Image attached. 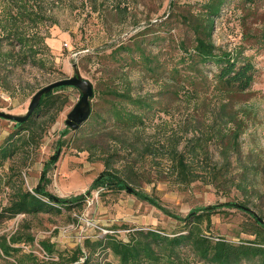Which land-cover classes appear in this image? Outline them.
I'll return each mask as SVG.
<instances>
[{
  "label": "rangeland",
  "instance_id": "374dc122",
  "mask_svg": "<svg viewBox=\"0 0 264 264\" xmlns=\"http://www.w3.org/2000/svg\"><path fill=\"white\" fill-rule=\"evenodd\" d=\"M207 1L67 0L65 8L56 12L59 24L44 26L48 34L45 67L19 68L11 89H0V110L25 114L40 89L74 76L76 65L94 85L92 112L77 130L66 125L81 98L80 90L69 86L58 92L59 102L50 114L32 117L30 130L21 133L35 130L36 143L27 148L19 142L16 154L0 166V212L12 194L4 180H24L25 187L33 189L67 128L70 132L63 137L59 159L47 175L48 190L61 197L90 193L82 207L69 211L47 209L1 220L0 238L19 232L24 238L34 236L35 241L17 244L21 251L0 256V264H17V260L44 264L43 240L55 245L57 261L68 259L81 246L90 254L91 264H121L105 245L94 244L89 251L86 240L110 234L127 241L136 229L169 234L184 229L179 221L126 190L90 189L107 168L182 215L237 200L264 219V0H226L215 20L214 43L235 52L240 62L255 66L251 88L226 95L218 89L215 64L192 70L183 62L196 38L189 19L204 14ZM112 90L129 91L153 102L146 126L123 130L115 122L112 107L127 102L114 97ZM15 124L0 117V146L17 132ZM235 130L241 132L240 138L225 151ZM177 141L186 156L199 145L188 177L179 173L166 153ZM145 143L153 145L152 155L145 152ZM255 229L249 211L225 207L205 232L240 243L254 239L249 232Z\"/></svg>",
  "mask_w": 264,
  "mask_h": 264
},
{
  "label": "trees",
  "instance_id": "16d2710c",
  "mask_svg": "<svg viewBox=\"0 0 264 264\" xmlns=\"http://www.w3.org/2000/svg\"><path fill=\"white\" fill-rule=\"evenodd\" d=\"M66 1L0 0V89L7 91L11 89L19 68L28 64L45 67L44 53L48 48L46 43L48 34L43 29L44 26L59 24L56 12L65 8ZM225 2L226 0H208L204 14L196 19H189V24L196 34L195 45L193 49L186 50L183 57L185 67L192 70L199 69L200 65L215 64L218 68L216 75L219 83L218 89L222 95L247 92L254 82L255 72L252 62H240L235 52L220 49L212 39L215 20L220 16ZM170 7H173L172 2ZM147 65L150 66L151 62H147ZM67 87L69 86L56 87L44 94L34 114L23 123L16 122L17 132L0 146V166L16 154L19 142L27 148H31L36 143L35 130L24 135L21 130H30V126L34 123L32 120L34 115L50 114L59 102L58 92ZM111 94L127 102V104H115L112 107V117L123 130L146 126L148 112L154 109L151 100L134 96L129 91L112 90ZM129 105L132 107L130 108ZM54 120L55 117L52 118V122ZM69 132L68 128L61 132L57 150L45 164L40 182L33 189L26 188L24 180H18L15 183H12V180H4V184L11 186L12 194L9 205L0 212V221L14 218L21 213H38L47 209L62 213L63 210L69 211L74 207L83 206L87 193L90 191L61 197L48 190L50 179L47 175L58 161L59 150L64 145L63 137ZM240 134L239 130L233 132L232 141L229 145H225V151L237 143ZM198 147L199 145L193 146L189 150V156L179 149V141L172 143L167 150L168 158L173 161L181 175L188 177L190 173H193L191 160L197 156ZM144 150L150 155L155 152L150 143L144 144ZM106 159V163H109V159ZM101 187L119 191L126 190L135 194L139 199L179 221L184 225V229L171 234L159 229H136L131 232L127 241L106 234L104 238L96 241L87 239L86 246L89 251H92L94 244L105 245L119 257L121 264H192L193 262L198 264H245L253 260L264 264V222H261L250 211L256 227L255 230L249 232L255 235L252 240L236 243L223 237L215 238L205 232V229L212 226L213 216L225 207L248 211L246 210L247 203L244 201L210 204L195 208L187 215H182L165 206L158 197L131 186L128 180L115 170L108 168L103 170L93 181L90 189ZM23 241L34 242L35 238L32 235L24 238L19 232L10 236H1L0 256L11 257L18 254L21 248L16 245ZM41 245L51 257L44 260V264H91L90 254H86L81 246L68 259L63 257V261H57L54 259L55 245L49 240L41 241ZM82 257L85 259L82 260ZM17 264H25V262L17 260Z\"/></svg>",
  "mask_w": 264,
  "mask_h": 264
},
{
  "label": "water",
  "instance_id": "95a60500",
  "mask_svg": "<svg viewBox=\"0 0 264 264\" xmlns=\"http://www.w3.org/2000/svg\"><path fill=\"white\" fill-rule=\"evenodd\" d=\"M75 75L72 77H67L61 80H57L48 84L47 86L40 89L32 98L29 108L25 114H12L9 112L0 110V117L23 123L27 121L39 107L42 97L44 94L49 93L56 87L61 86H73L80 90L81 98L73 108V110L68 114L66 125L70 128L77 130L82 126V124L89 118L92 112L91 98L94 96L95 88L93 83L84 78L77 66L75 65ZM246 210L253 213L261 222H264V219L260 217L257 212L253 209L246 207Z\"/></svg>",
  "mask_w": 264,
  "mask_h": 264
},
{
  "label": "built area",
  "instance_id": "2783aa9c",
  "mask_svg": "<svg viewBox=\"0 0 264 264\" xmlns=\"http://www.w3.org/2000/svg\"><path fill=\"white\" fill-rule=\"evenodd\" d=\"M51 257L46 253L45 259H50Z\"/></svg>",
  "mask_w": 264,
  "mask_h": 264
}]
</instances>
